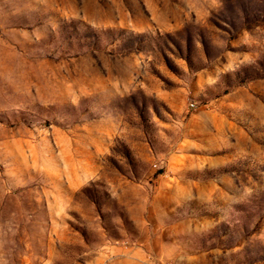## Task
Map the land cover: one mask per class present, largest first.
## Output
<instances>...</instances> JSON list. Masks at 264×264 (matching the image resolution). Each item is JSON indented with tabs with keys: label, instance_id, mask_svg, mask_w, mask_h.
Wrapping results in <instances>:
<instances>
[{
	"label": "rangeland",
	"instance_id": "1",
	"mask_svg": "<svg viewBox=\"0 0 264 264\" xmlns=\"http://www.w3.org/2000/svg\"><path fill=\"white\" fill-rule=\"evenodd\" d=\"M0 264H264V0H0Z\"/></svg>",
	"mask_w": 264,
	"mask_h": 264
}]
</instances>
